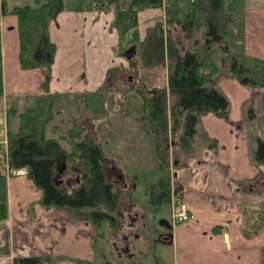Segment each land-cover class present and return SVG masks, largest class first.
<instances>
[{
	"label": "crops",
	"instance_id": "1",
	"mask_svg": "<svg viewBox=\"0 0 264 264\" xmlns=\"http://www.w3.org/2000/svg\"><path fill=\"white\" fill-rule=\"evenodd\" d=\"M4 1L7 8L19 5L17 0ZM74 7V3L70 6L65 4L64 9L48 25L49 37L55 43L56 51L51 65V77L45 88L40 69H23L18 61L17 16L11 13H2L0 16L3 83L0 96V174L7 176L8 193V217L0 220V264H13L14 257L32 254L68 255L96 263L94 226L86 221L75 222L64 211L40 204L41 190L27 177L25 168H21L24 174H10L5 159L7 133L19 131V114L35 107L38 96L46 92L59 95L60 99L92 95L102 88L108 78V71L117 59L119 35L113 27L112 6L101 12L94 9L76 10ZM164 15V6L140 10L137 14L140 39L143 40L148 27ZM242 18L244 52L264 59V5L252 8L244 6ZM142 25L146 26L140 31ZM62 35L66 39L80 38L79 46L82 49L85 47L89 52L97 49L115 58L107 57L101 74L99 71H92L87 75L81 66L75 71L72 68L65 69L61 58L66 39L63 40ZM92 36L94 39L96 37L98 44L88 41V37L92 39ZM178 36H182L179 42L184 49L186 46L183 41L191 38L181 34ZM68 43L70 48L72 44H76L75 41ZM79 56L82 63L83 56ZM89 59L96 61L95 56ZM217 86L228 101L225 114H200L193 137L202 134L201 138L206 141V145L201 141L202 154L199 159L189 157L183 151L185 149L181 150L188 158L189 167H181L178 197L173 196V200L187 202L195 216L193 220L181 224L171 222V235L167 240L171 241V248L174 250L172 261L173 264H262L264 229L255 237H244L241 233L240 204H251L254 197L249 192L259 191L260 188L264 190L261 187L264 185V164L253 160L257 138L264 137V88L247 87L234 77L226 75L218 79ZM158 87H167V82ZM166 99L176 101V97L168 91ZM9 106L14 108V113L6 110ZM250 109L255 114L253 119L248 117L247 111ZM48 129L49 125L44 132L46 137H59L48 136ZM193 137L190 138L189 146ZM168 140L172 142L171 138ZM172 164L173 176L177 177L180 172L179 167L177 168L178 161L174 160ZM114 183L126 190L131 188L124 179ZM175 186L171 184L170 188L174 189ZM245 190L248 195L243 196L244 200L241 201L238 196L243 195ZM120 206L118 203L119 209ZM139 215L145 217L143 213ZM56 264L78 262L66 259Z\"/></svg>",
	"mask_w": 264,
	"mask_h": 264
},
{
	"label": "trees",
	"instance_id": "2",
	"mask_svg": "<svg viewBox=\"0 0 264 264\" xmlns=\"http://www.w3.org/2000/svg\"><path fill=\"white\" fill-rule=\"evenodd\" d=\"M33 1L35 5L26 3L7 8L5 1L0 0V16L2 13L17 16L18 61L23 69L39 68L44 76L42 84L45 88L51 77L56 51V45L49 37L48 25L64 9L65 0ZM226 1L190 0L189 9L181 13L170 5V0H76V10L94 9L101 12L112 6L113 27L119 35L117 45L124 43L128 49L134 48L135 53L137 50L143 52L145 67L162 66L170 60L167 62V87L155 88L146 96L147 116L158 140L156 152L160 157V167H169V155L163 152V145L170 143V128L181 126L183 129L180 141L172 140L171 147L180 144L185 148L196 132L200 114H225L228 101L217 86L221 76L234 77L250 88H264V59L244 52L242 15L239 10L226 8ZM160 6H164L165 10V28L161 20H157L148 27L145 38L140 39L137 32L138 12L147 7ZM196 32L200 34V39L182 49L178 34L188 38ZM113 70L115 68H110L108 77ZM1 73L0 62V96L3 92ZM167 91L176 97L169 112L170 118L166 115ZM60 97L49 92L43 93L38 96L35 107L19 114V131L7 133L5 159L10 174L13 170L25 168L27 177L41 190L40 204L53 206L64 211L73 221L90 222L97 228L114 221V213L118 212L122 217L118 203L126 188L106 178L105 166L109 164L110 158L104 154L95 137L83 135V126L75 125L66 135L58 138L46 137L44 132L47 126L61 113L55 107ZM6 110L15 112L10 106ZM252 111H247L250 119L255 117ZM178 117H182V124ZM61 139H69V149L66 150L60 144ZM254 148L253 160L264 164V137L257 138ZM63 165V172H60ZM72 175L75 179L69 184ZM6 177L0 174V220L8 217ZM56 177H59L58 181ZM170 187L169 180L151 184L147 188V201L152 205L171 204L172 195L178 197L179 183L174 189ZM259 198L251 204H240L241 233L246 238L255 237L264 229V195ZM66 259L78 264H95L59 254L16 256L13 264H56Z\"/></svg>",
	"mask_w": 264,
	"mask_h": 264
},
{
	"label": "rangeland",
	"instance_id": "3",
	"mask_svg": "<svg viewBox=\"0 0 264 264\" xmlns=\"http://www.w3.org/2000/svg\"><path fill=\"white\" fill-rule=\"evenodd\" d=\"M16 3L35 5L33 0H17ZM73 3L75 4L76 0H65L66 6ZM189 4L190 0H170V5L181 12H186L190 7ZM225 4L226 8H240L239 12L242 15L244 6L249 8L262 6L264 0H228ZM164 17L158 19L161 20L163 28H165ZM142 26L140 27L141 30L139 29L140 31H143L146 25ZM90 37H88V41H91V44H98L96 37L95 39L93 36L92 39ZM189 38L191 40L183 41L187 47L199 40L200 34L196 32L190 35ZM62 39L66 38L62 35ZM73 39H66L63 46V57L61 59L65 63L63 65L65 69L72 68L75 71L81 66L87 75L92 71L94 73L99 71L101 74L107 57L110 59L115 58L97 49L95 51L92 49L91 52L88 49L86 50L85 47L82 49L79 46L81 45V39ZM103 40L105 41L104 38ZM74 41L76 44H72L71 48L68 47L70 45L68 42L73 43ZM128 50L130 49H128L127 44L123 43L121 46H116L118 56H116L117 59L111 66L115 70L104 81L99 91L89 96L62 97L56 101L55 107L59 108L61 113L54 117L46 133L48 136L55 135L57 137L66 135L68 130L75 125L83 126V130H81L83 135L95 137L97 142L100 143L104 154L110 158L109 164L105 166L106 178L115 182L119 176L131 186L130 189L121 194L119 200L121 210L126 207L131 211L145 214L141 222L133 225L132 230L127 228L122 230L125 235L130 236L131 247L125 252H120L119 255L116 247L117 244L122 245L120 229L116 225L110 227V223H104L103 226L95 228L97 243L95 264H173L174 250L171 248V241L167 240L171 235V204L152 205L147 201V188L151 184L167 180L174 185L179 183L182 165L187 166L186 168L189 167L186 154L189 157L195 156L198 157L196 159H199L202 154L200 150L201 141L205 145L206 141L204 142V139L201 138L203 136L201 134V136L193 137L190 146L185 148L180 144L172 145V147L167 144L163 145V152L169 155V162L167 163L169 167H160V157L156 152L158 140H156L153 126L147 116L149 114L146 96L156 87L163 86L167 82V62L162 66L148 68L145 67L142 61L146 59L143 52L137 50L135 53V49L132 48L131 51L133 52L127 56L126 52ZM79 55L83 56L82 63ZM93 56L96 58L94 62L89 59ZM107 66L110 67L109 64ZM98 77L100 76L98 75ZM173 102H175L173 99L165 102L168 118H170L169 111L173 107ZM178 118L182 124V117ZM182 132L181 126H178L177 129L170 128L169 137L172 140L180 141ZM60 142L66 150L70 148L69 139H61ZM181 150L185 151L186 154ZM172 151L176 153L173 154ZM174 160L178 161L177 167L180 170L179 174L176 175L177 177L173 176L174 166L172 163H174ZM72 176L71 180L75 179V176ZM55 179L58 181L59 177ZM261 187L264 188V185ZM249 193L254 197L251 200L252 203L261 199L259 196L264 195L261 188L259 191ZM247 195V190H245L243 195L238 196V198L243 201V196ZM124 219L123 217L118 219L117 226L121 224L120 227H124ZM132 233L136 234L132 235ZM262 264H264V259Z\"/></svg>",
	"mask_w": 264,
	"mask_h": 264
},
{
	"label": "flooded vegetation",
	"instance_id": "4",
	"mask_svg": "<svg viewBox=\"0 0 264 264\" xmlns=\"http://www.w3.org/2000/svg\"><path fill=\"white\" fill-rule=\"evenodd\" d=\"M117 178H118L119 181L116 179L115 182H120L123 179V178H121L119 176ZM68 183L69 184L70 183H73V180H68ZM136 213H138V212L137 211L135 212L133 210L131 211V209H129V208L126 209V207L124 208V210H121V213L120 214H122L123 219H124V216H125V219H124L125 220V223L123 224L124 227H120L121 224H119L120 226H117L118 219H121V217L119 216V213L118 212L113 214L114 217H115L114 218L115 220L108 222V223L111 224V225H109L110 227L113 226V225H116V227L118 229H120L119 232L121 233V236H122L121 237V239H122V242H121L122 245L121 244H117L116 251L118 252V255L120 254V252H123V251L125 252V251H127L131 247L130 246V240H129V237L130 236L125 235L122 232V230L124 228H127L128 230H132L133 225H136L137 223L141 222L142 218L144 217V216L139 215L140 212L138 214H136ZM135 234L136 233H132V235H135Z\"/></svg>",
	"mask_w": 264,
	"mask_h": 264
},
{
	"label": "built area",
	"instance_id": "5",
	"mask_svg": "<svg viewBox=\"0 0 264 264\" xmlns=\"http://www.w3.org/2000/svg\"><path fill=\"white\" fill-rule=\"evenodd\" d=\"M16 175L24 174L23 170L16 169L12 171ZM174 196V195H173ZM172 196V197H173ZM172 200L171 220L173 223H183L193 220L194 212L191 210L187 202L182 200Z\"/></svg>",
	"mask_w": 264,
	"mask_h": 264
},
{
	"label": "water",
	"instance_id": "6",
	"mask_svg": "<svg viewBox=\"0 0 264 264\" xmlns=\"http://www.w3.org/2000/svg\"><path fill=\"white\" fill-rule=\"evenodd\" d=\"M132 51L131 50H128L127 51V56L131 55ZM63 167H65L64 165L61 167L62 169L60 170V172H63Z\"/></svg>",
	"mask_w": 264,
	"mask_h": 264
}]
</instances>
